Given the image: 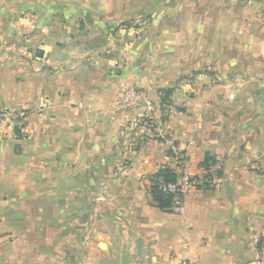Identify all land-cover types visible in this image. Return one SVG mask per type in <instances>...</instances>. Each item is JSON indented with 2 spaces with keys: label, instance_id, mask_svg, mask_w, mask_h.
<instances>
[{
  "label": "crops",
  "instance_id": "0c3cea01",
  "mask_svg": "<svg viewBox=\"0 0 264 264\" xmlns=\"http://www.w3.org/2000/svg\"><path fill=\"white\" fill-rule=\"evenodd\" d=\"M139 1L0 0V108L30 114L24 133L0 139V264L254 263L264 0H169L157 31L125 48ZM133 86L155 106L137 128L145 108H120ZM170 141L188 174L208 157L220 173L187 194L182 216L151 194Z\"/></svg>",
  "mask_w": 264,
  "mask_h": 264
},
{
  "label": "built area",
  "instance_id": "2783aa9c",
  "mask_svg": "<svg viewBox=\"0 0 264 264\" xmlns=\"http://www.w3.org/2000/svg\"><path fill=\"white\" fill-rule=\"evenodd\" d=\"M145 108L142 115L135 116L130 124L137 128L145 120H152V114L155 110L154 102L149 98L148 93L140 87L133 86L126 90L120 108L123 110H136ZM165 106V112L168 113ZM29 112L16 108H0V139L8 138L10 135L16 137L24 133L25 125L29 119ZM171 165L170 168L177 175L175 183L163 185V192L172 196L171 213L182 216L186 212V196L192 190L212 189L220 184V178L210 161L202 165L201 176L188 174L185 168L186 157L183 152L170 141ZM182 264H193L190 261H184ZM253 264H264V237L260 238L256 244V257Z\"/></svg>",
  "mask_w": 264,
  "mask_h": 264
},
{
  "label": "rangeland",
  "instance_id": "374dc122",
  "mask_svg": "<svg viewBox=\"0 0 264 264\" xmlns=\"http://www.w3.org/2000/svg\"><path fill=\"white\" fill-rule=\"evenodd\" d=\"M168 1L169 0H140L139 2H137V4L140 6V13L136 14L134 17H131L130 19L126 20L121 25L123 30L126 32V33H124L126 39L124 40L123 47H125V48H127L128 46L130 47L131 44L129 41H131L134 38L135 39L139 38L141 40V42H143L142 40H144L145 37L148 36V34H151L152 32L157 31L155 29V26H157V25H155V21L160 20L159 18L164 19V16H166L168 18L167 13L161 14L158 12V10H161L163 8L168 7ZM172 2H175V0L171 1V3ZM158 16H160V17L158 18ZM162 27H164V26H162ZM158 40H160L159 37L155 38V41H158ZM126 42H129L128 46H125ZM131 43H132V41H131ZM154 47H156V46H154ZM165 106H166V108H168V106H170V105L167 102L165 104ZM20 110H22V109H20Z\"/></svg>",
  "mask_w": 264,
  "mask_h": 264
},
{
  "label": "trees",
  "instance_id": "16d2710c",
  "mask_svg": "<svg viewBox=\"0 0 264 264\" xmlns=\"http://www.w3.org/2000/svg\"><path fill=\"white\" fill-rule=\"evenodd\" d=\"M171 95L170 90H161L160 96L162 99V107L165 110V104L169 102V97ZM211 161L208 157L204 165L208 164ZM218 174H220L218 172ZM177 180V175L170 167H165L160 170L156 175L151 179V194L154 198L156 204L166 212H171L172 207V196L168 193L163 192L162 186L170 183H175Z\"/></svg>",
  "mask_w": 264,
  "mask_h": 264
}]
</instances>
